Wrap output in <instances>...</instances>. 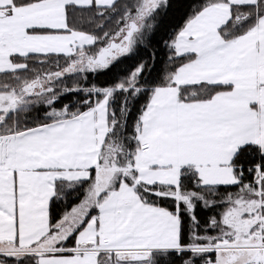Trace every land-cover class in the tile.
Returning <instances> with one entry per match:
<instances>
[{
  "label": "snow or ice",
  "instance_id": "obj_1",
  "mask_svg": "<svg viewBox=\"0 0 264 264\" xmlns=\"http://www.w3.org/2000/svg\"><path fill=\"white\" fill-rule=\"evenodd\" d=\"M0 264H264V0H0Z\"/></svg>",
  "mask_w": 264,
  "mask_h": 264
},
{
  "label": "trees",
  "instance_id": "obj_2",
  "mask_svg": "<svg viewBox=\"0 0 264 264\" xmlns=\"http://www.w3.org/2000/svg\"><path fill=\"white\" fill-rule=\"evenodd\" d=\"M165 60H166V55L164 52H161L159 54L156 70L153 72V76H156L157 74H159L160 76L163 75V68H164V61ZM105 79L106 78H104V77H100L99 81L101 83H103L105 81Z\"/></svg>",
  "mask_w": 264,
  "mask_h": 264
}]
</instances>
